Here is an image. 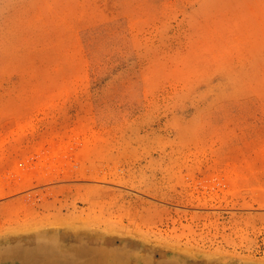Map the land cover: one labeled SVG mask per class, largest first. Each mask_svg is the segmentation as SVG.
<instances>
[{
  "label": "rangeland",
  "instance_id": "1",
  "mask_svg": "<svg viewBox=\"0 0 264 264\" xmlns=\"http://www.w3.org/2000/svg\"><path fill=\"white\" fill-rule=\"evenodd\" d=\"M93 247L264 264V0H0V264Z\"/></svg>",
  "mask_w": 264,
  "mask_h": 264
},
{
  "label": "bare ground",
  "instance_id": "2",
  "mask_svg": "<svg viewBox=\"0 0 264 264\" xmlns=\"http://www.w3.org/2000/svg\"><path fill=\"white\" fill-rule=\"evenodd\" d=\"M108 248V247H107ZM91 250H92V252H90L89 254H90V256H88V258L90 257V259H96L97 261H99V263H101V264H110V262H112L110 259H112V260H114V255H110L111 256V258H110V256H109V254H108V252L107 251H103V253L101 254V253H96V249L93 247V248H91ZM90 250V251H91ZM101 250V249H100ZM77 252H78V250H77ZM113 256V257H112ZM94 263V262H93Z\"/></svg>",
  "mask_w": 264,
  "mask_h": 264
}]
</instances>
